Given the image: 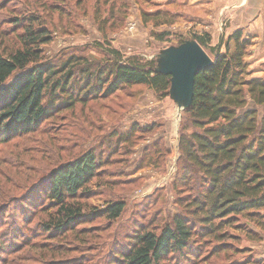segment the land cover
Returning a JSON list of instances; mask_svg holds the SVG:
<instances>
[{
	"label": "rangeland",
	"instance_id": "374dc122",
	"mask_svg": "<svg viewBox=\"0 0 264 264\" xmlns=\"http://www.w3.org/2000/svg\"><path fill=\"white\" fill-rule=\"evenodd\" d=\"M251 3L0 0V49L4 54L21 49L26 29L45 28L51 42L40 46L42 63L58 67L70 58L79 59L77 70L86 65L95 70L108 62L107 49L119 51L122 61L134 57L157 64L164 49L195 34L209 35L210 47L219 45L223 53L229 37L240 30L242 39L249 41L243 59L245 83L264 79V55L258 48L264 42L263 29L231 33V24L241 20L238 11ZM159 34L167 35L160 41L155 38ZM234 43L229 41L231 52ZM206 52L213 59L209 49ZM73 80L66 93L45 94L49 116L31 132L0 135V264H116L118 251L129 248L140 227L158 230L173 216L186 213L176 199L180 185L177 190L173 186L184 114L169 95L160 97L136 85L82 102L86 89L81 94L78 90L84 79L76 72ZM246 101L245 109H257L260 119L264 106L255 107L247 93ZM90 151L100 159L98 175L68 203L88 216L123 201V213L115 221L92 217L55 232L59 208L47 182L54 170ZM234 219L216 234L194 237L188 254L170 255L162 264H264V209Z\"/></svg>",
	"mask_w": 264,
	"mask_h": 264
},
{
	"label": "trees",
	"instance_id": "16d2710c",
	"mask_svg": "<svg viewBox=\"0 0 264 264\" xmlns=\"http://www.w3.org/2000/svg\"><path fill=\"white\" fill-rule=\"evenodd\" d=\"M165 35L155 38L162 41ZM21 39V49L10 54L0 49V135L26 134L36 128L50 113L49 106H44L45 94L66 93L76 72L84 79L78 90L81 94L86 89L79 99L82 102L89 97L108 98L121 88L136 85L149 87L160 97L168 95L170 77L155 72L154 60L142 63L130 57L122 61L120 52L110 48L106 50V65L95 70L90 65L77 70L74 66L79 59L71 58L56 67L41 62L40 46L51 42L45 28L26 29ZM189 40L205 52L209 49L214 65L196 75L192 105L183 111L179 131L180 156L173 186L177 190L180 185L176 199L186 213L173 216L158 230L140 227L129 248L118 251L116 264H162L170 255L188 254L194 237L216 234L224 225L230 226L234 217L264 209V115L259 119L257 109H245L246 93L255 107L264 106V79L243 81L249 41L237 30L222 53L219 45L210 47L207 34H195ZM230 40L235 42L234 52L230 51ZM185 41L182 38L178 45ZM99 169L100 159L90 151L52 172L47 190L59 208V217L53 221L55 232L92 217L115 221L121 216L123 201L88 216L81 215V207L72 209L68 203L77 200Z\"/></svg>",
	"mask_w": 264,
	"mask_h": 264
},
{
	"label": "water",
	"instance_id": "95a60500",
	"mask_svg": "<svg viewBox=\"0 0 264 264\" xmlns=\"http://www.w3.org/2000/svg\"><path fill=\"white\" fill-rule=\"evenodd\" d=\"M213 65V59L196 41L187 40L164 49L159 55L155 72L170 77L168 95L179 112H183L192 105L196 75Z\"/></svg>",
	"mask_w": 264,
	"mask_h": 264
},
{
	"label": "crops",
	"instance_id": "0c3cea01",
	"mask_svg": "<svg viewBox=\"0 0 264 264\" xmlns=\"http://www.w3.org/2000/svg\"><path fill=\"white\" fill-rule=\"evenodd\" d=\"M251 2L250 6L246 4L238 11V17L240 16L241 20L231 24V33L236 29H248V34H251L263 29L260 32V38L264 41V0H251ZM258 48H260V54L264 55V42H261Z\"/></svg>",
	"mask_w": 264,
	"mask_h": 264
}]
</instances>
